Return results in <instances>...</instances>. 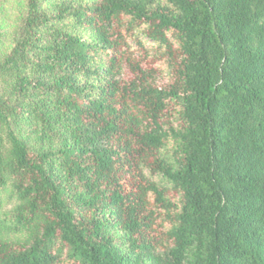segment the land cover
Listing matches in <instances>:
<instances>
[{"label": "trees", "instance_id": "16d2710c", "mask_svg": "<svg viewBox=\"0 0 264 264\" xmlns=\"http://www.w3.org/2000/svg\"><path fill=\"white\" fill-rule=\"evenodd\" d=\"M67 263L264 264V0H0V264Z\"/></svg>", "mask_w": 264, "mask_h": 264}, {"label": "rangeland", "instance_id": "374dc122", "mask_svg": "<svg viewBox=\"0 0 264 264\" xmlns=\"http://www.w3.org/2000/svg\"><path fill=\"white\" fill-rule=\"evenodd\" d=\"M130 43H131V50L133 52L132 53L133 56L135 58H137V59H143L144 58V54H145L144 51H143V49H140L139 47H137L136 46V43L133 42V41H130ZM146 43H150V41L148 39H146ZM153 53L154 52L150 51V54H149L150 56L145 59L144 65H146V66L152 65V67L156 66V59L153 57ZM157 63H159L157 65H161V68H163L164 70H166V65L164 64L163 61H160V62H157ZM124 76L125 77H130L129 72L127 71V68L124 70ZM157 223H158L157 224L158 226H157V229L156 230H158L157 232H160L161 231V228H160V224H161L160 223V220H157ZM67 264H71V263H67Z\"/></svg>", "mask_w": 264, "mask_h": 264}]
</instances>
